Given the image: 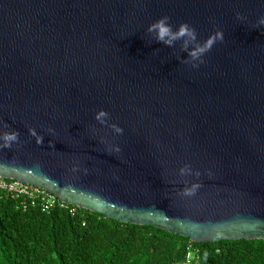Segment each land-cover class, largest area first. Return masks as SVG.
Returning a JSON list of instances; mask_svg holds the SVG:
<instances>
[{"label": "water", "instance_id": "obj_1", "mask_svg": "<svg viewBox=\"0 0 264 264\" xmlns=\"http://www.w3.org/2000/svg\"><path fill=\"white\" fill-rule=\"evenodd\" d=\"M165 15L224 40L193 67L148 31ZM261 16L264 0H0V132L20 134L0 176L195 242L264 239Z\"/></svg>", "mask_w": 264, "mask_h": 264}, {"label": "trees", "instance_id": "obj_2", "mask_svg": "<svg viewBox=\"0 0 264 264\" xmlns=\"http://www.w3.org/2000/svg\"><path fill=\"white\" fill-rule=\"evenodd\" d=\"M44 212L0 196V264H264V239L195 242L71 204ZM194 256L188 261V253Z\"/></svg>", "mask_w": 264, "mask_h": 264}, {"label": "clouds", "instance_id": "obj_3", "mask_svg": "<svg viewBox=\"0 0 264 264\" xmlns=\"http://www.w3.org/2000/svg\"><path fill=\"white\" fill-rule=\"evenodd\" d=\"M237 16L243 19L240 13H237ZM261 24H264V16L258 18L257 26ZM148 31L154 33L159 42L169 46L173 45L176 41H183L185 49L189 51V56L192 61L191 65L193 67H198L199 64L203 63L205 54L213 48L217 41H223L225 36L224 31L218 29L203 43H195L198 40L197 30L187 22L181 23L178 27H175L171 22V17L167 15L151 23L148 26ZM190 44L193 45L191 48H189ZM95 119L102 125H108L116 134H122L124 131L120 125L110 122V113L106 109H100L96 112ZM5 127L7 128V125H5ZM29 131L30 134L35 137L37 144L44 143V136L38 133L35 127H30ZM48 131L52 134L56 133V129L52 127H49ZM18 142H20L19 130H6L0 132V149L11 148ZM49 144L54 147V141H49ZM114 151L119 153L121 151L120 145L117 144L114 147ZM78 167L79 165L74 166L73 170L75 171ZM84 171L87 172L88 170L85 168ZM191 171V167L188 165L180 169L181 175L190 174ZM195 175L199 177L201 173L197 171ZM200 187L201 183L198 180L192 182L190 186L186 183L183 188V194L186 196L195 195Z\"/></svg>", "mask_w": 264, "mask_h": 264}, {"label": "built area", "instance_id": "obj_4", "mask_svg": "<svg viewBox=\"0 0 264 264\" xmlns=\"http://www.w3.org/2000/svg\"><path fill=\"white\" fill-rule=\"evenodd\" d=\"M2 195H10L19 199L24 209L33 206L40 208L44 212H50L59 206L69 209L72 214L76 213V209L71 207V204L62 201L53 192L15 178L0 176V196ZM187 258L188 261H191L194 256L189 252Z\"/></svg>", "mask_w": 264, "mask_h": 264}]
</instances>
